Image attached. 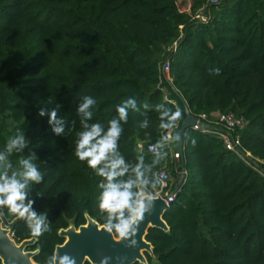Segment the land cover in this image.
I'll return each mask as SVG.
<instances>
[{
	"label": "trees",
	"instance_id": "obj_1",
	"mask_svg": "<svg viewBox=\"0 0 264 264\" xmlns=\"http://www.w3.org/2000/svg\"><path fill=\"white\" fill-rule=\"evenodd\" d=\"M204 1L0 0V214L17 242L36 238V263L86 214L119 236L140 189L159 187L167 150L137 144L173 127L176 149L185 113L166 58L191 112L246 120L242 145L264 162V0H223L201 21ZM181 159L147 264H264V175L192 128Z\"/></svg>",
	"mask_w": 264,
	"mask_h": 264
},
{
	"label": "water",
	"instance_id": "obj_2",
	"mask_svg": "<svg viewBox=\"0 0 264 264\" xmlns=\"http://www.w3.org/2000/svg\"><path fill=\"white\" fill-rule=\"evenodd\" d=\"M172 90L182 103L184 117L175 133V147L184 150V133L194 124L208 127L207 123L197 121L184 97L170 84ZM184 168L183 159L180 163ZM184 173L179 175L173 191L180 189ZM170 204V203H169ZM168 207L162 197L144 194L140 196V204L133 213L132 220L121 228L119 236H115L111 228L99 224L94 218L86 214V222L75 226L70 223L61 228L58 234L64 238L57 244L53 252V264H133L140 262L147 264L145 253L153 256V246L145 236L150 227L168 230L163 218ZM35 237L25 238L17 242L8 227L3 224L0 214V260L2 264H38L33 260L38 252L26 247L35 242Z\"/></svg>",
	"mask_w": 264,
	"mask_h": 264
},
{
	"label": "built area",
	"instance_id": "obj_3",
	"mask_svg": "<svg viewBox=\"0 0 264 264\" xmlns=\"http://www.w3.org/2000/svg\"><path fill=\"white\" fill-rule=\"evenodd\" d=\"M223 0H205L204 3L197 9L194 17L198 20H206V11L211 5H218ZM172 50L176 48V42L172 45ZM162 78L169 84H172V78L169 73V60L166 58L160 65ZM197 121H203L207 123L208 127H202L198 123L194 124L191 128L202 132H212L220 137L225 149L230 150L234 155L243 161L245 164L256 170L259 174L264 175V167L261 165L264 162L254 156L249 150L243 147L239 130L242 129L246 120L235 116L232 112H212L210 115L205 113H199L194 115ZM173 127L167 128L161 134V140L158 143H147L145 146L141 142L137 144L140 152L146 150L152 153H159L160 147H164L167 150L165 161L156 172L155 176L159 181V187L152 193H146L140 189V194H149L152 196H160L163 198L166 204L175 198V192L169 188V184L173 181V177L170 175V171L167 168V164L171 163L173 169L180 175L185 174L184 168H181V152L174 149L172 146L173 140ZM170 159V160H169Z\"/></svg>",
	"mask_w": 264,
	"mask_h": 264
},
{
	"label": "rangeland",
	"instance_id": "obj_4",
	"mask_svg": "<svg viewBox=\"0 0 264 264\" xmlns=\"http://www.w3.org/2000/svg\"><path fill=\"white\" fill-rule=\"evenodd\" d=\"M172 144H174V142H173V141H172ZM169 160H170V159H169ZM15 176H16V174H15V173H12V174H11V180H10V181H11V184H13V183H14V181H15V180H14V179H15Z\"/></svg>",
	"mask_w": 264,
	"mask_h": 264
}]
</instances>
